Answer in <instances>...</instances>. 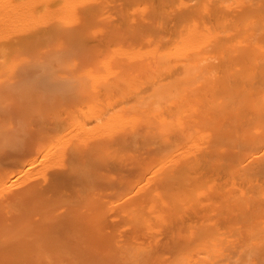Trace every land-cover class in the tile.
<instances>
[{"label": "bare ground", "instance_id": "1", "mask_svg": "<svg viewBox=\"0 0 264 264\" xmlns=\"http://www.w3.org/2000/svg\"><path fill=\"white\" fill-rule=\"evenodd\" d=\"M0 264H264V0H0Z\"/></svg>", "mask_w": 264, "mask_h": 264}]
</instances>
